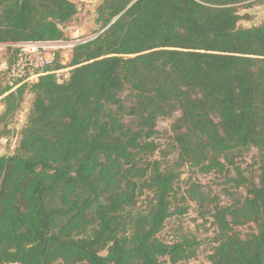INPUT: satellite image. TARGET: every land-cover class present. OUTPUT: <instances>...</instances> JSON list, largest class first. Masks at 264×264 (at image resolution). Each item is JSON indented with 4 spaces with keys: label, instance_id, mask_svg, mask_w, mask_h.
I'll return each instance as SVG.
<instances>
[{
    "label": "trees",
    "instance_id": "trees-1",
    "mask_svg": "<svg viewBox=\"0 0 264 264\" xmlns=\"http://www.w3.org/2000/svg\"><path fill=\"white\" fill-rule=\"evenodd\" d=\"M251 1L102 0L67 80L49 72L4 91L8 111L27 85L34 100L17 150L0 155V264L194 258L197 238L160 237L189 209L176 203L184 164L247 190L229 204L199 183L188 190L216 225L212 264H264V22L240 26L250 16L238 9ZM78 11L72 0H0V43L64 40ZM176 112L170 167L156 136Z\"/></svg>",
    "mask_w": 264,
    "mask_h": 264
},
{
    "label": "rangeland",
    "instance_id": "rangeland-1",
    "mask_svg": "<svg viewBox=\"0 0 264 264\" xmlns=\"http://www.w3.org/2000/svg\"><path fill=\"white\" fill-rule=\"evenodd\" d=\"M78 4V14L61 26L65 32L64 41H82L83 39L91 38L100 28L97 23V6L102 0H72ZM241 14H248L250 19H242L239 21L240 26H251L264 22V0H253L239 5ZM19 47H14L10 43H0V155L14 153L22 139L23 130L28 125L29 116L32 110L34 95L29 90L30 85H27L24 90L23 99L14 109L7 110L6 96L8 92H4L11 87L9 79V68ZM72 46H62L57 49L50 50L47 54V59L51 62L48 67L51 70H56L59 62L66 65V72L60 73L59 77L63 78L67 72L70 73L73 68L70 66L72 58ZM47 61V60H46ZM11 63V64H10ZM47 67V68H48ZM57 77V74H55ZM12 88V87H11ZM10 88L9 91H13ZM124 93L123 95H125ZM180 116V112H176L171 117L161 118L158 122L159 133L156 136V141L159 143V150L155 153V157L161 159L164 165L173 166L178 160L179 151L173 139L171 130L175 119ZM258 156V150L252 148L248 153L244 162H241L243 167L253 162L254 157ZM249 169V173L250 170ZM180 180L177 186V204L188 205L189 209L186 214L174 215L169 218L160 237L167 242H175L184 236L195 237L199 240V247L194 258L181 261L177 264H212L209 259V254L212 252L214 241L213 238L216 232V225L211 215H205L202 212L200 205L189 198L188 190L192 183H199L202 190L211 197H218L222 204H229L236 197H244L247 190L245 187L235 188L232 183L226 181L224 174L217 172L202 173L198 168L192 167L189 164H184L180 168ZM234 174V173H232ZM187 198L186 200L183 199ZM146 198L143 197L140 205H145ZM242 231L248 230V227H241ZM172 264V263H168Z\"/></svg>",
    "mask_w": 264,
    "mask_h": 264
},
{
    "label": "built area",
    "instance_id": "built-area-1",
    "mask_svg": "<svg viewBox=\"0 0 264 264\" xmlns=\"http://www.w3.org/2000/svg\"><path fill=\"white\" fill-rule=\"evenodd\" d=\"M96 35L92 36L94 38ZM90 39V38H87ZM87 39H83L87 40ZM79 41V42H82ZM78 41H18L10 43L14 47H19L16 52V58L9 68V79L11 89L15 90L22 84H32L36 82L39 77L46 73L57 74V80L63 83L69 78L70 73L67 72L66 76L60 78V73L66 72L65 69L48 70L47 63L51 62L47 59V54L50 50L57 49L62 46H72L79 43ZM47 60V61H46ZM19 264V263H12Z\"/></svg>",
    "mask_w": 264,
    "mask_h": 264
},
{
    "label": "crops",
    "instance_id": "crops-1",
    "mask_svg": "<svg viewBox=\"0 0 264 264\" xmlns=\"http://www.w3.org/2000/svg\"><path fill=\"white\" fill-rule=\"evenodd\" d=\"M9 93V92H8Z\"/></svg>",
    "mask_w": 264,
    "mask_h": 264
}]
</instances>
